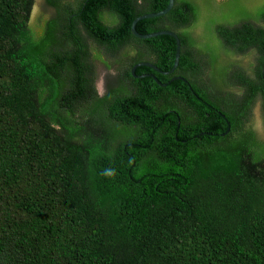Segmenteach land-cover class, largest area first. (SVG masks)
Returning <instances> with one entry per match:
<instances>
[{
	"label": "trees",
	"instance_id": "16d2710c",
	"mask_svg": "<svg viewBox=\"0 0 264 264\" xmlns=\"http://www.w3.org/2000/svg\"><path fill=\"white\" fill-rule=\"evenodd\" d=\"M167 4L42 0L53 14L31 23L33 0H0V264H264V141L245 123L257 96L264 116V0H174L135 25L174 31L178 68L193 74L201 62L182 50L196 45V28L211 58L220 48L259 54L253 77L219 64L243 85L236 100L198 84L192 96L156 72L159 83L131 80L129 66L147 52L161 70L173 65V37L130 30ZM134 40L143 55L125 62L120 86L93 94L92 48L113 53ZM179 98L196 111L182 123Z\"/></svg>",
	"mask_w": 264,
	"mask_h": 264
},
{
	"label": "rangeland",
	"instance_id": "374dc122",
	"mask_svg": "<svg viewBox=\"0 0 264 264\" xmlns=\"http://www.w3.org/2000/svg\"><path fill=\"white\" fill-rule=\"evenodd\" d=\"M202 1H204V0H202ZM240 1H242V2L246 1L248 4V3H252L256 0H240ZM41 4H42V0H33V5H32L31 10H30V22L31 23H34L38 19L37 17L39 14H41V15H44V14H46V15L51 14L52 15L53 14V12L49 8H46V7L42 6ZM206 7L209 8L210 11L213 10V7H209V6H206ZM229 7L230 6L228 5L227 7L221 6L220 8L224 9V8H229ZM207 13H208V16L212 15L208 11H207ZM204 14L206 15V13H204ZM41 15H39L40 18L42 17ZM198 32H202V30L199 28ZM196 42H198V41L195 40V43ZM90 43L92 45H94L92 40H90ZM139 46H140V42L134 40L130 44L126 45V49H128V52L132 49L131 50L132 54L135 57H142L143 49H141L140 55H138V53H137L139 51ZM196 47H197V44H196ZM196 47H195V45L192 47L195 52L198 51ZM124 51H125V48H121L119 50V52L106 54L103 51H101L99 48H97V49L92 48L91 53H90V58H89V62H90V66H91L90 78L88 80L87 85L92 88L93 94L96 93L97 94L96 96H99V95L103 96L102 94L103 93L105 94V92L108 91L109 87L115 88L117 86H120L121 82L119 80H120V74L122 73L123 68L119 64V62H126L128 60V59L126 60L125 57L123 58V56H122L124 54L123 53ZM146 56H149V55L145 54L144 57H146ZM196 58L203 64L204 70H205L204 72L207 73L208 69H207V66L205 65V61L202 58V56L199 55V56H196ZM214 58L219 59L218 56L213 57V59ZM249 58H250L249 61H252V62L254 61L253 53L249 55ZM249 61H247V58L245 57L242 60H239V62H236L234 65H232L231 69H233L235 67H237V68L241 67V68H243L244 71L249 72L251 68L249 69L247 66H245V64H243V63H246ZM214 62H215L214 64L216 66H213V67H217V69L220 71V73L217 72L214 74V77H215L214 80H216L217 82L222 84L223 80H220L219 76L224 75V70L220 67L219 64H221L223 66L224 63L220 60H218V61L214 60ZM241 62H243V63H241ZM205 73L204 74L201 73V74H199V76H195L194 79L198 78V80H196V81L199 82V84L204 85V87H206V89H208V91L213 92L218 96H224L228 91L233 96V98L235 100L239 99L240 96L242 95L243 90H242L241 86H238V84L230 81L229 88L222 87V85L218 86V85L213 83V79H211L212 77L210 78V75H209V82H210V84H209L208 79L207 80L205 79ZM107 84H108V86H107ZM109 84H111V86H109ZM211 84H214V85H211ZM125 85H128V83L126 82ZM213 93H210L211 97L212 96L214 97ZM216 100H218V99H216ZM231 101H232L231 99L230 100L225 99V102L227 103V104L226 103L225 104L228 107H231L230 109H232L233 105H234L233 102H231ZM252 113H253V115L251 116V118L245 123H248V126H249V124L252 123L251 129H254V131H256V133L258 134L259 138L264 141V123L262 122V119L264 121V116H263V108H262V104H261V98L259 96H257L255 101H254ZM78 114L79 113H76V115H75L76 118H78V116H79ZM79 121H80V119H79ZM91 123L92 122L89 121L90 125H92ZM83 124H86V123L83 122ZM90 125H88V126H90ZM95 130H97V129H94L93 131L95 132ZM251 159L252 158L248 157L246 159V161L249 162V160H251ZM248 165L251 168V174L256 175L258 173L256 168L254 166H252L250 163Z\"/></svg>",
	"mask_w": 264,
	"mask_h": 264
},
{
	"label": "flooded vegetation",
	"instance_id": "af4514ba",
	"mask_svg": "<svg viewBox=\"0 0 264 264\" xmlns=\"http://www.w3.org/2000/svg\"><path fill=\"white\" fill-rule=\"evenodd\" d=\"M44 1V0H43ZM198 30H199V28H196L195 30H192L191 31V33H189V37H190V39H195L196 41H198V42H196V44H197V47H196V45H195V47L197 48V52H194V49L192 48V50H186V49H184V47L185 46H183V50H182V53H186V55L189 57V58H192V59H195L196 58V56H199V55H201L202 56V58L204 59V61H205V65L207 66V73H205L204 71V66H203V64L201 63V64H198V72L196 73V74H193L192 73V70H189V69H180V67L178 68V66H177V68L174 70V72L173 73H171V74H168V75H165V74H162V75H165V76H168L169 77V80L172 78V77H174V76H182V77H184L186 80H187V82L188 83H186V82H184L187 86H188V88H189V85H190V87L191 88H189V90L191 91V93H192V96H197V93L195 92V90L194 89H196V85L198 84L199 86H203V85H201V84H199V82H197L196 80H198V78L197 79H194V77L195 76H199V74H201V73H205V79L207 80L208 79V83L210 84V82H209V75H210V78L211 79H213V83L214 84H216V85H218V86H221L222 85V87H225V86H227L228 88H229V86H230V81H231V77H229L227 74H225V75H227L226 77H224V76H219V79L220 80H223L226 84L224 85V83H222V84H220L219 82H217L216 80H214L215 79V77H214V73H210V71H209V65H210V62H212L213 64L215 63L214 62V60L215 61H218V60H220V61H222L223 63H224V67H223V69H225L226 67H227V69H231V67H232V63L233 64H235L236 62H239V60H242L243 58L241 57V56H239V55H237V56H234V54L233 55H231V54H229L228 52H225L222 48H220L219 49V55H218V57H219V59L217 58H214L213 59V57L211 58L210 56V54H208V53H203V51H201L200 50V39H199V37H198ZM194 37V38H193ZM121 48H125V51L123 52L124 54L122 55L123 56V58L125 57V59L127 60L126 62H128L129 63V60H132V57L134 58V59H137L133 54H132V49L128 52V49H126V46H124V45H122L121 47H120V49ZM120 49H116V50H114L113 51V53H116V52H119V50ZM147 50H150V51H152L151 49H150V47H148L147 48ZM186 50V51H185ZM104 52V51H103ZM146 52V51H145ZM105 53V52H104ZM149 52H147V54H148ZM149 55V54H148ZM196 55V56H195ZM240 57V58H239ZM248 57H249V55L248 56H246V58H247V61H249V59H248ZM259 57H260V55L258 54L257 55V57H256V59L255 60H258L259 59ZM124 59V60H125ZM123 60V61H124ZM209 61V62H208ZM137 62H149V63H152V64H154L157 68H159L156 64H155V61L154 60H151L150 58H148V56H146V57H142V58H139L138 60H135L132 64H131V66H129V71H130V73H131V68H132V66L134 65V64H136ZM208 62V63H207ZM122 63V64H121ZM241 63H243V62H241ZM119 64L122 66V68L123 69H126L127 67H126V64H125V62H119ZM243 64H245V66H247L249 69H250V71L249 72H247V71H244L245 72V75H248V76H251V77H253V75H254V72L252 71V68H253V62L252 61H249V62H246V63H243ZM179 65V64H178ZM142 66H144V65H142ZM237 66V65H236ZM140 66H138V67H136V69H135V74H136V76H132L133 78L131 79L132 81H134V80H136V79H143V78H146V77H151V78H153L156 82L158 81V79H157V77H156V73H159V72H157L156 70H154L153 68H151V67H148V66H144V67H146V69H144V70H142L141 72H136V70L139 68ZM148 68H150V69H152V70H150V69H148ZM160 69V68H159ZM161 70V69H160ZM161 71H164V70H161ZM156 72V73H155ZM161 74V73H160ZM261 76H262V78L260 77V80L262 81H264V68L261 70ZM218 79V78H217ZM218 79V80H219ZM230 79V80H229ZM168 80V81H169ZM177 80V79H176ZM180 80V79H179ZM194 81H195V83H194ZM258 81V80H257ZM172 82V81H171ZM85 83H88L87 81L85 82ZM235 83V82H234ZM165 84V83H164ZM214 84H211V85H214ZM233 84V83H232ZM107 86H108V84H107ZM238 86H241V88L243 89V85H242V83H238ZM204 87V86H203ZM204 88H206V87H204ZM102 95H104V93L102 94ZM213 110L214 109H219L217 106H215V105H211L210 106ZM219 111V110H218ZM172 112H174L176 115H177V117H178V122L179 123H182V122H184V121H186L187 119H191V118H193V117H195L196 116V111L193 109V107L192 106H190V100H183V99H181V98H179V100H177V104H176V106H175V108H173L172 109ZM252 130H254V129H252ZM255 133H256V131H255ZM257 134V133H256ZM257 136H258V134H257ZM259 137V136H258Z\"/></svg>",
	"mask_w": 264,
	"mask_h": 264
},
{
	"label": "water",
	"instance_id": "95a60500",
	"mask_svg": "<svg viewBox=\"0 0 264 264\" xmlns=\"http://www.w3.org/2000/svg\"><path fill=\"white\" fill-rule=\"evenodd\" d=\"M173 4H174V0H168V4L164 9L157 11V12H146V13H143V14L136 16L133 19L131 26H130L131 33L138 39H149V38H152V37H155L158 35H162V34H167V35H170L171 37H173V39L175 40V55H174V61H173L172 67L167 71H161L159 68H157L152 63L137 62L131 68V75L132 76H136V74H135L136 67L142 66V65L151 67L154 70H156L157 72H159L161 74H165V75L173 73L174 70L177 68V66L179 64L180 54H181V42H180L178 35L174 31L168 30V29H162V30H157V31L150 32V33H139L135 28V25H136L137 21H139V20L146 19V18H155V17H160V16L165 15L166 13H168L171 10ZM176 79H180V80L188 83L187 80L182 76H174L168 81V83H170L171 81H174ZM157 82L159 83V81H157ZM161 85H166V84L163 83ZM189 88H191L190 85H189ZM219 113L221 114L222 117L225 118V115L223 113H221V112H219ZM229 130H230V123L227 120V128H226L225 132L221 133V135L226 134Z\"/></svg>",
	"mask_w": 264,
	"mask_h": 264
}]
</instances>
